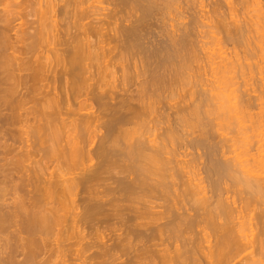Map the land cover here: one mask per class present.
<instances>
[{
	"label": "bare ground",
	"instance_id": "bare-ground-1",
	"mask_svg": "<svg viewBox=\"0 0 264 264\" xmlns=\"http://www.w3.org/2000/svg\"><path fill=\"white\" fill-rule=\"evenodd\" d=\"M226 2L0 0V264H264V5Z\"/></svg>",
	"mask_w": 264,
	"mask_h": 264
},
{
	"label": "rangeland",
	"instance_id": "rangeland-1",
	"mask_svg": "<svg viewBox=\"0 0 264 264\" xmlns=\"http://www.w3.org/2000/svg\"><path fill=\"white\" fill-rule=\"evenodd\" d=\"M197 1H199L200 3H199V2H196V1H193V0H189L188 5L185 6L187 10L184 9V8H185L184 5L182 6L183 9H182V7H181L182 10L179 9V10L182 12V14H185L184 12L186 11V14H185L186 18H185L184 20H183V18H182L184 15H183V16H182V15L180 16L179 14H177V13H179V11L175 10V8L172 9V13H173L172 17H175V18H176V16H177V18L175 19L176 21H177V19L179 20L180 18H182V19H180L181 22H180V23L178 22L179 24H181L183 21H185V22L187 23V22H189L191 19H192V20H193V19H197V18L199 19V17H201V16L204 14V13L201 12V9H204V8H203L204 6L206 7V8H205L206 10H204V11H206V12H207L208 10H209V11L212 10L213 7L215 6V4H217V3H219V4H217V5H220V8H221V9H222V7H224V5H225V7L227 6V2H226V0H203V1H202V0H197ZM201 1H202V4H201ZM223 1H224V2H223ZM258 1L261 3V5H262V4L264 5V0H258ZM179 2H180V1H179ZM181 2H184V0H181ZM203 2H204V5H203ZM195 3H196V4H195ZM213 4H214V6H213ZM223 4H224V5H223ZM250 4H251V3H250ZM201 5H202V7H201ZM222 5H223V6H222ZM263 5H262V6H263ZM188 6H190V7H188ZM198 7H201V8H198ZM255 7H256L255 5H250V8H249V9L251 10V9H253V8H255ZM211 8H212V9H211ZM198 9H199V10H198ZM226 9H227V8H223L222 11H223V10L225 11ZM174 10H175V11H174ZM184 10H185V11H184ZM188 10H189V11H188ZM173 11H174L176 14H175ZM195 11L197 12L198 15L196 14ZM202 11H203V10H202ZM170 12H171V11H170ZM194 12H195V13H194ZM200 12L202 13V15H201ZM199 13H200V15H199ZM252 13H253V12H252ZM167 14H168V12H167ZM194 14H195V15H194ZM211 14H212V12H211ZM174 15H175V16H174ZM178 16H180V18H179ZM185 16H184V17H185ZM190 16H191V17H190ZM196 16H197V17H196ZM169 17H170V16H169ZM169 17L167 16L168 20L171 21L173 18L170 17V19H169ZM192 17H193V18H192ZM171 18H172V19H171ZM201 18H203V17H201ZM186 19H187V20H186ZM188 19H189V20H188ZM168 20L166 19L167 23H169ZM175 20L173 19V21H175ZM182 20H183V21H182ZM199 20H201V22H202V20H204V19H199ZM199 20H198V21H199ZM185 22H183V23H185ZM199 22H200V21H199ZM199 22H196V24L198 23L196 26H197V27L200 26V28L202 29V26H201V24H199ZM201 22H200V23H201ZM175 23H177V22H175ZM198 25H199V26H198ZM181 27H183V26L181 25ZM204 29H205V28H203V31H206V29H205V30H204ZM207 29H208V28H207ZM198 30H200V29H198ZM201 31H202V30H201ZM221 36H222V35H221ZM194 37H195V36H194ZM208 37H209V38H208ZM219 37H220V36H219ZM194 39H195V38H194ZM199 39H201V38H199ZM202 40H203V39H202ZM195 41H197V40H195ZM204 41H205V42L208 41V44H209L208 47H210V42H212L213 39H212V37L207 36V37H205ZM209 41H210V42H209ZM212 43H214V44H212ZM212 43H211V44H212V48H213V49H211V50H213V51L218 50V47L220 48V47L223 45V44H221V45H217V46H216V44H215L214 41H213ZM213 45L216 46V47H213ZM225 45H226V43H224V45L220 48V50H219L220 52L218 51L219 53H222V52L225 53L226 50L228 51V49H229V51H230V49H231L230 45L227 44L226 47H225ZM214 48H215L216 50H215ZM223 48H224V49H223ZM255 49H256V48H255ZM222 50H224V51H222ZM231 50H232V49H231ZM229 51H228V52H229ZM216 52H217V51H216ZM228 52H226V53H228ZM230 52H231V51H230ZM230 52H229V53H230ZM189 61H190V60H188V62H189ZM193 61H194V60H193ZM209 61H210V62H209ZM211 61H212V60H208V61H207V60H198V61L195 60V62H193V63H192V61H190L189 65H187L188 62L185 60V62H187V64L185 65V67H186V66H187V67L190 66V67H188V69L191 68V67L194 65L193 68L189 69L187 73L190 72V74H191L192 72H194V71H193L194 69H197V71H196V73H197V72L199 71L200 66H201V68H202V66H203V65H207V63H208V65H210L209 63H211ZM213 61H214V62H215V61H217V62H219V61L222 62L223 60H213ZM226 61H228V60H226ZM230 61H233V60H230ZM259 61H260V62H259ZM185 62H184V64H185ZM228 62H229V61H228ZM235 62H237V63H238V62H241V63L244 65V67L246 66L248 69H250V67H252V68L254 67V68H253V71H254V72H252V74L255 73V72L257 71L255 74H253V76H255V77H254L255 80H254V79H251L252 81L254 80V82H250V83H254V84H252V85L250 86L251 88L254 87V89H256V88L258 89L259 87L262 86V83H263V85H264V80L261 79V78L264 77V76H262V75H264V60H255V59H254V60H236ZM257 62H259V63H257ZM241 63H240V64H241ZM245 63H246V64H245ZM256 63H257V64H256ZM191 64H192V65H191ZM238 64H239V63H238ZM242 64H241V65H242ZM259 64H260V65H259ZM182 65H183V63H182ZM197 65L199 66V68H195V67H198ZM208 65H207V66H208ZM251 65H252V66H251ZM183 66H184V65H183ZM187 67H186V68H187ZM257 67H258V68H257ZM186 68H185V70H186ZM201 68H200V69H201ZM203 68H204V69H203L204 72L202 71V69L199 71V72H202V79H204L205 76H206V77L208 76V77L211 78V75H209V74H210V73H209L210 71H208V72L206 71V72H207L206 74L209 73L208 75L205 74V69L207 70V67H206V66H203ZM209 68H210V67L208 66V70H210ZM190 70H191V71H190ZM251 70H252V69H251ZM259 70H260V71H259ZM262 70H263V71H262ZM186 71H187V70H186ZM261 71H262V72H261ZM259 72H260V73H259ZM187 73H186V74H187ZM203 73H204V74H203ZM197 74H198V73H197ZM197 74H196V75H197ZM204 75H205V76H204ZM185 76H186V75H185ZM187 76H188V75H187ZM261 76H262V77H261ZM183 77H184V75H183ZM185 78H186V77H185ZM185 78H184V79H185ZM188 78H189V77H188ZM259 78H260V79H259ZM182 79H183V78H182ZM191 79H193V75L191 76ZM200 79H201V77H200ZM205 79H206V78H205ZM205 79H204V80H205ZM186 80H187V79H186ZM193 80H194V79H193ZM191 81H192V80H191ZM236 81H237V82H241V81H242V78L238 77V79L235 80V82H236ZM261 81H263V82H261ZM184 82H185V80H184ZM184 82L182 81V82L178 83L179 85H175V86H174V88H175L176 90L178 89V91H176V93H177L176 96L174 95V97H176V98L173 97V101H171V103H173L175 106H176V102H177V101H178V102H182V101H183V100H182V97L184 96L183 93L186 92L185 95H187V91H188V90H189V92H190V91L193 90V88H195V90L197 89V85L192 84V83H194V82H190V81H189V82L191 83V85H190L191 87H190L188 84H186V82H185V84L183 85ZM187 82H188V80H187ZM189 82H188V83H189ZM200 84H201V83H200ZM257 84H258V86H256ZM186 85H187V86H186ZM194 85H195V87L192 88V86H194ZM177 86H178V87H177ZM181 86H182V87H181ZM185 86H186V87H185ZM180 87H181L182 89H180ZM184 87H185V89L188 87V88H187L188 90L186 89V91H185V90H184ZM250 87H249V88H250ZM262 87H264V86H262ZM189 88H190V89H189ZM198 89H200V88H198ZM198 89H197V90H198ZM260 89H261V88H259V90H260ZM182 90L185 91V92H183ZM179 91H180V92H179ZM178 92H179L180 94H179ZM181 93H182V94H181ZM179 95H180V96H179ZM178 96H179V97H178ZM184 97H185V96H184ZM171 100H172V99H171ZM174 100H175V101H174ZM181 100H182V101H181ZM166 109H167V110H166ZM166 109H165V110H166L167 113H165V114H168V113L171 114V113H173V110H175V108H172L173 110H172L171 108H170V109L166 108ZM214 109H215V108H213V109H212L213 111H211V112L214 113L215 116H214L212 113H211V114H212L211 116L209 115L210 113L207 114V115L209 116V118H210V119H208V121H207L208 116H207L206 114L202 113V114H201L202 116L199 117V120H201L202 122H204V121H205V122H209V120H211V121L214 120V121H213L214 123H212L211 121H210V122H211L212 124H216V123H217V124H220V123H221V122H220L221 120H219V119L217 120V118H220V115H218L219 117H217L216 114H219V113L221 112V110H214ZM254 109H255L256 111L259 112V109H258V108H254ZM254 109H253L252 111L255 112V113H257L256 111H254ZM158 110H159V112H157ZM158 110L156 111V112L158 113V115H160V114L163 113V112H162V111H163L162 109H158ZM168 110H169L170 112H169ZM216 111H217L218 113H216ZM161 112H162V113H161ZM215 113H216V114H215ZM169 114H168V115H169ZM203 114L206 115V118H205V116H204ZM220 114H222V113H220ZM156 115H157V114H156ZM192 117H194V116H192ZM192 117L190 116V117H189V120H191ZM212 117H214V118L211 119ZM196 119H197V117H196V118H192L191 122L188 121V123H186V125H185V128H187V129H186V132L184 131L185 128L182 129V130H183L182 132H185L186 135H187L189 132H190L189 134H192L194 131H197V130H198V128H197L198 125H197V124H198L199 122H198V119H197V120H196ZM205 119H206V120H205ZM193 120H194V121H193ZM223 120H224V118H223ZM201 121H200V122H201ZM216 121H217V122H216ZM205 122H204V123H205ZM215 122H216V123H215ZM219 122H220V123H219ZM226 122H227V123H226ZM226 122H225V121H222L223 125H224V123H226V124H225L226 126H225V125L223 126L222 124H220L219 126L215 125V126H217V127H215L216 130L218 129V132H219V134H218V132H216V134H217L218 137L220 136L219 138H217V136L215 135V136H216V140L214 139L215 141H217V142L220 141L222 135H223L222 138H223V137H226V138H227V136H228V137L230 136L229 138L234 137V135L236 134L235 130H236V131L239 130V128H238V127H239L238 123L236 124V122H233V124H232V123L228 124V121H226ZM153 124H154V123H151V125H153ZM187 124H188V125H187ZM193 124H194V125H193ZM195 124H196V125H195ZM231 124H232V125H231ZM196 126H197V127H196ZM229 126H230V127H229ZM192 127H193V128H192ZM224 127H225V128H224ZM219 128H220V129H219ZM228 128H229V129H228ZM236 128H237V129H236ZM195 129H196V130H195ZM221 129H222V131H221ZM190 130H191V131H190ZM192 131H193V132H192ZM224 131H225V132H224ZM182 132H178V133L180 134V135H177V136H176V137H178V138H175V137L173 138V139H174V142H173V143H174V146H173L172 148H173V150H174V149H175V150H174V152H173V151H172V152L175 153V154L178 153V152L176 151V150H178V149H179V151H182V152H183V150H180V148H179L180 146L178 145V144H180V142H179L180 138H179V137L182 135ZM191 132H192V133H191ZM220 132H221V133H220ZM229 132H230V133H229ZM233 132H234V133H233ZM185 133H184V134H185ZM214 133H215V132H214ZM226 133H228V134L226 135ZM225 135H226V136H225ZM231 135H232V136H231ZM191 136H192V135H191ZM181 137H182V136H181ZM189 138H191V137H189ZM258 138L260 139V137H258ZM258 138H257V137H254V142H255L256 140H258ZM223 139H224V138H223ZM177 140H178V141H177ZM180 141H181V140H180ZM175 142H176V143H175ZM214 143H215V142H214ZM176 144H177V145H176ZM241 144L243 145V143H241ZM241 144H240V142H239L238 145H237L236 147L240 146ZM241 148H242V147H240V149H241ZM175 151H176V152H175ZM256 151H257V150L254 149V150H252V153H250V154H253V153H255ZM188 152H191V153H192L191 149H189ZM193 153H194V152H193ZM186 159H187V158H186ZM191 159H192V155H191L190 157H188V160H191ZM202 175H203V174H202ZM202 175H201V176H202ZM204 176H205V174H204L202 177H204ZM205 184H206V183H205ZM206 185H208V183H207ZM229 194L233 197V194H232V193H229ZM234 198H235V194H234ZM236 198H237V197H236ZM238 203H239V200H238ZM254 221H255V220H254ZM252 222H253V220H252ZM255 222H256V221H255ZM255 222H254V223H255ZM256 232H257V231H256ZM107 233H109V231H108ZM107 233H105V234H107ZM105 240H106V239H105ZM103 241H104V240H103ZM119 253H120V252H119ZM119 253H118L117 256H121V253H120V255H119ZM123 257H124V256H123ZM124 258H126V257H124ZM122 259H123V258H122Z\"/></svg>",
	"mask_w": 264,
	"mask_h": 264
}]
</instances>
